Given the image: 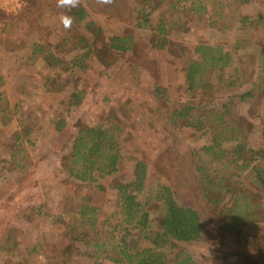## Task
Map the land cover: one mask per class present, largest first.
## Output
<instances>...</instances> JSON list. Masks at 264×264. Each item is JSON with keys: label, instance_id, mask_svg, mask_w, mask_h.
Here are the masks:
<instances>
[{"label": "trees", "instance_id": "16d2710c", "mask_svg": "<svg viewBox=\"0 0 264 264\" xmlns=\"http://www.w3.org/2000/svg\"><path fill=\"white\" fill-rule=\"evenodd\" d=\"M259 1L212 0L206 11L214 8V12L206 16L195 14L188 0H159L154 5L138 0L135 13L144 14L134 25L151 26L159 35L156 43L177 58L187 49L178 36L180 30L189 29L190 19L204 21L209 32L218 34L213 41L209 36L192 45L185 59V80L187 90L197 92L194 98L171 104L169 113L170 122L189 128L193 139L206 137L190 147L189 163L195 172L190 187L183 191L169 177L151 180L147 162L139 157L134 158L131 175L120 177L121 173L115 174L124 157L120 129L107 120L80 124L70 143L67 173L89 187L77 205L76 222L66 221L61 213L50 216L58 227L44 260L28 255L11 259L5 252V264L81 260L87 264L103 259L119 264H232L234 259L237 264L264 263V11L260 7L252 13L241 9L242 4ZM203 2L192 0L193 8L202 10ZM43 5L73 17L71 28L64 29L54 44L75 50L73 54L55 50L47 36L41 37L50 29L32 17L42 12ZM56 5L57 0H24L17 13L0 11V46L15 53L16 67L31 68V61L38 58L47 66L42 72L46 74L44 91L49 96L66 92L75 103L83 89L77 83L76 68L88 71L99 63L97 71L107 72L117 50L132 49L134 39L128 32H105L81 0L70 12ZM157 6L160 11L154 22L150 15ZM229 30L231 37L225 36ZM56 66L64 71H52ZM236 75L247 77V87L222 91L238 84ZM2 80L0 74V85ZM85 83L97 85L99 81ZM216 85L217 94L209 95ZM154 93L159 105L165 106V89L156 85ZM237 98L248 102L245 113L237 110ZM61 125L56 122V127ZM19 131L13 130L6 149L16 156L15 166L23 165L18 156ZM1 143L7 142L0 136ZM107 188L115 193L111 212L95 201L97 192ZM200 239L216 249L207 256V263L196 261L188 249ZM225 242L234 247H219Z\"/></svg>", "mask_w": 264, "mask_h": 264}, {"label": "rangeland", "instance_id": "374dc122", "mask_svg": "<svg viewBox=\"0 0 264 264\" xmlns=\"http://www.w3.org/2000/svg\"><path fill=\"white\" fill-rule=\"evenodd\" d=\"M81 1L88 8L90 17L96 19V23L104 27L105 32L131 33L134 43L130 50H117L116 59L107 72L100 74L97 71L99 63H93L88 71L76 68V75L79 76L77 83L83 89L75 103L70 102L66 92L49 96L44 91L46 74L42 72L47 66L38 58L31 61V68L16 67L15 53L0 46V74L3 77L0 85V110L4 112L3 115L0 113V136L2 142H7L5 145L0 144V239L4 240H0V264H5V252L11 259L28 255L44 260V254L51 250L50 244L58 227L50 216L61 213L65 215L66 221L76 222L77 205L89 187L67 173L70 143L80 124L107 120L120 129L124 157L119 164V171L115 173H121L120 177L131 175L136 157L147 162L148 177L151 180L173 178L180 183L183 191L190 187L195 175L189 163V155L192 156L190 147L199 145L206 137L193 139V132L189 128L170 122L169 113L171 104L194 98L197 92L187 90L185 80V61L189 51L191 54L192 45L200 38L207 40L209 36L210 41H213L218 34L209 32L204 27V21L202 24L190 19L189 29L180 30L178 36L187 49L182 51V58H177L166 46L161 47L156 43L159 35L151 26L134 25L137 18L142 19L144 14L135 13L140 6L138 0H114L111 5H100L97 0ZM150 1L152 5L159 2ZM202 1L201 6L204 8L201 10L194 9L192 0H188L190 9L198 15L207 16L214 12V8L206 11L213 5L212 0ZM20 2L16 11L4 7H0V11L17 13L22 9L24 0ZM194 6H198V3ZM259 7L264 11V0L241 5L243 11L250 13ZM152 10L150 17L156 22L160 6ZM60 13L44 6L42 12L32 19L50 29L41 37L47 36L55 50L73 54L75 50H69L67 46L60 49L54 45L64 33L58 19ZM213 17L210 15V18ZM225 36L231 37L233 34L229 30ZM53 70L64 71L58 66ZM236 76L238 84L225 86L221 90L233 92L247 87V77ZM84 81L99 83L89 85ZM156 85L165 89V106L159 105L156 100ZM218 91L216 85L208 94L216 95ZM262 96L261 106L264 110V92ZM236 106L238 111L245 113L248 102L237 98ZM57 121L62 123L59 128L56 127ZM14 129H21L18 132V146L21 148L18 156L23 165L18 166L13 161L17 160L16 156H12L9 149L6 151ZM105 182H109V179ZM185 194L191 195L190 192ZM95 198L106 212L115 208V193L111 188L99 190ZM1 244L6 248L3 249ZM219 247L233 248L234 245L225 242L219 244ZM188 249L199 263H207V256L216 251L214 247L206 245L203 239L194 241ZM231 262L237 264L235 259ZM65 264L84 262L69 261ZM87 264L119 263L103 259L98 263L88 261Z\"/></svg>", "mask_w": 264, "mask_h": 264}, {"label": "clouds", "instance_id": "9594fccd", "mask_svg": "<svg viewBox=\"0 0 264 264\" xmlns=\"http://www.w3.org/2000/svg\"><path fill=\"white\" fill-rule=\"evenodd\" d=\"M100 5H111L114 0H97ZM80 5V0H57V8L65 9L70 12L72 9L77 8ZM61 25L64 29H70L73 24V17L66 14V12H61L58 17Z\"/></svg>", "mask_w": 264, "mask_h": 264}, {"label": "built area", "instance_id": "2783aa9c", "mask_svg": "<svg viewBox=\"0 0 264 264\" xmlns=\"http://www.w3.org/2000/svg\"><path fill=\"white\" fill-rule=\"evenodd\" d=\"M20 4V0H0V7H4L6 10L16 11Z\"/></svg>", "mask_w": 264, "mask_h": 264}]
</instances>
